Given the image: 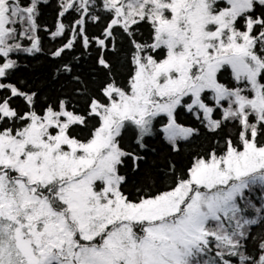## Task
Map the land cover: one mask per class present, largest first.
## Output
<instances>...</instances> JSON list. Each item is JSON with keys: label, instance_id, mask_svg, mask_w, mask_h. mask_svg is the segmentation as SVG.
<instances>
[{"label": "snow or ice", "instance_id": "6c2138e0", "mask_svg": "<svg viewBox=\"0 0 264 264\" xmlns=\"http://www.w3.org/2000/svg\"><path fill=\"white\" fill-rule=\"evenodd\" d=\"M0 264H264V0H0Z\"/></svg>", "mask_w": 264, "mask_h": 264}]
</instances>
